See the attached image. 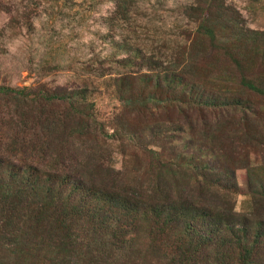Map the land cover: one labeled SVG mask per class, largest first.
<instances>
[{"label":"trees","instance_id":"1","mask_svg":"<svg viewBox=\"0 0 264 264\" xmlns=\"http://www.w3.org/2000/svg\"><path fill=\"white\" fill-rule=\"evenodd\" d=\"M132 1H116L115 14L126 16ZM190 1L182 9L196 28L188 34L182 59L164 64L147 58L150 72L118 76L114 84L122 109L130 114L173 123L167 109H176L181 119L175 128L165 129L158 120L142 124L138 133L119 119L109 134L97 124L89 133L87 125L82 127L93 119L84 112L89 104L80 93H71L44 97L46 102L67 103L72 112L58 120L64 128L58 145L54 136L41 145L20 142L16 132L27 124L23 113L15 112L20 128L13 134L0 130V142L3 134L9 138L5 152L0 149V264H18L11 255L19 245L26 248L28 239L37 240L30 242L37 246L27 264L37 259L43 264H109L110 259L121 260L119 264H264V30L246 36L237 32V12L226 0ZM222 28L229 31L227 38L221 36ZM252 37L258 66L240 57V45ZM124 54L117 59L124 68L146 56L136 49H124ZM204 55L221 63L218 71H196ZM146 62L142 68H148ZM127 84L141 86L147 94L139 92L133 99L124 89ZM233 85L257 94V107L233 97ZM0 94L26 100L21 91L4 87ZM208 112L216 119L206 120ZM239 112H244L243 119H256L259 132L252 133L246 121L232 123ZM145 129L164 147L156 151L155 142L144 143ZM74 140L90 146L93 156L109 141L119 142L122 169L127 177L126 172L134 173L130 183L123 171L91 163L93 156L76 164L78 154L69 148ZM250 153L257 159L253 165ZM11 158H16L15 165ZM234 160L248 178L246 212L234 211ZM49 235L56 240L52 244L47 243ZM78 238L87 243L93 259H79Z\"/></svg>","mask_w":264,"mask_h":264},{"label":"rangeland","instance_id":"2","mask_svg":"<svg viewBox=\"0 0 264 264\" xmlns=\"http://www.w3.org/2000/svg\"><path fill=\"white\" fill-rule=\"evenodd\" d=\"M116 1L121 0H0V87L21 91L26 99L25 101L15 99L18 95L11 97L0 94V130L2 133L13 134L16 128H20L16 125V114L23 113L26 115L27 124L21 127V132H16L19 133L20 142L25 139L28 142L27 145H31L33 142L41 145L50 143L53 138L50 137L54 136V142L58 145L64 136V128H60L58 120L68 117L71 111L68 110L67 103L46 102L44 97L67 96L71 93H80L89 104L84 112L93 119L82 124V127L87 125L84 130L89 133L95 131V124H97L100 129L103 128L109 134L119 119L122 122H127L126 125L135 128V131L141 128L142 124L151 126L158 120H161L159 124L168 130L177 126V119H181V116L176 109H167L173 123L162 121L161 117L149 116L148 118V116H139L138 113L130 114L123 110L124 105H121L118 100L114 84H116L115 78L118 76L125 79L133 74L138 75L137 71L140 70L142 74L150 72L151 65L146 62L147 58L152 57L164 64L182 59L183 50L190 43L188 34L192 36L196 28L195 23L185 17V11L182 9L191 1L164 0V2L156 4L155 0H134L124 17L115 14ZM226 1L237 12L238 19L235 21L237 32L246 36L247 33L264 30V0ZM228 33L229 31L224 28L220 31L221 36L225 38ZM255 39L252 37L250 42L247 40L243 45H240L242 54L240 57L244 63L253 60L258 66L259 58L255 57V46L257 50V40L255 41ZM221 40L225 41V39ZM227 40L224 42L225 44ZM124 49H136L146 56L134 61L129 67L130 69L124 68L117 63L118 58L125 56ZM200 50L201 48L197 52L201 56ZM141 54L139 55L142 56ZM144 59L148 68H146L147 66L142 68L141 64ZM217 64L221 65L220 62L204 55L196 71L203 72L205 68H213L214 71H218ZM221 88L217 91L219 95L225 90L224 86ZM124 89L133 99L139 92L147 94V90H142L141 86L130 87L127 84L124 85ZM232 91L233 97L240 96L257 107L259 101L257 94L248 91L242 92L235 85H233ZM243 114L244 112L237 113L231 122L246 121L247 128L252 133L253 131L259 132L260 128L256 119H243ZM205 119L212 121L216 117L213 113L208 112ZM195 123L199 122L195 121ZM55 127H57L56 132H54ZM49 131H52L53 134ZM46 136L49 138L46 139ZM221 136L224 137L223 134ZM3 138L0 142V149L5 152L9 138L6 134H3ZM142 140L148 146H150V142H155L156 151L160 150V146L164 147V143H161L162 140L158 143L157 138L151 137L147 129L144 130ZM111 142L109 141L97 151L98 156H93L94 151L90 150V146H83L77 140H74L69 148L78 154L76 164H85V160L93 156L95 158L91 163L113 166L118 172H122L123 161L122 155L119 153L120 144ZM223 145L226 146L224 141ZM131 147L136 149L137 146L135 144ZM128 149L130 148L128 147ZM181 152L185 155L189 154L188 151L181 150ZM167 154V151L164 150V156L168 157L169 154ZM253 154L250 153L249 158L252 165L257 160ZM205 155L207 157V153ZM15 159L11 158L10 160L14 165L17 163ZM4 160L5 163L8 162V159ZM172 161L174 164H178L174 159ZM240 166L239 161L232 164V172L238 184L234 207V211L237 213L246 212L249 199L248 178L246 171ZM126 173L130 176L127 177L123 171V178L126 179L124 181L130 183L134 173ZM139 179L140 182H143L141 176ZM145 184L144 182V186ZM138 185L144 187L143 184ZM58 235H60L59 232ZM31 241L37 242V240L28 239L29 245L26 243V248L19 245L15 253H12L11 258L18 264H25L23 262L25 256L26 264L29 263L36 253L33 248L37 245L31 246ZM51 241L55 242L56 240H53L52 235H49L47 243L52 244ZM76 243L82 245L80 247L82 249H79L81 261L93 259L91 258L93 253L87 251L88 249L85 247L87 243L83 239L78 238ZM29 247L31 248L28 250ZM48 249L54 253L50 248ZM108 262L109 264L122 263L121 260L117 261L116 259H110ZM36 264L43 263L37 259Z\"/></svg>","mask_w":264,"mask_h":264}]
</instances>
